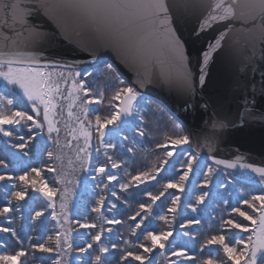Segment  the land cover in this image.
<instances>
[{
	"label": "snow or ice",
	"instance_id": "6c2138e0",
	"mask_svg": "<svg viewBox=\"0 0 264 264\" xmlns=\"http://www.w3.org/2000/svg\"><path fill=\"white\" fill-rule=\"evenodd\" d=\"M192 16L197 19L189 33L194 40L208 31L216 33L214 43L196 58L195 68L182 31ZM55 37L87 53L93 65H103L102 75L113 89L110 95L88 84L93 72L82 75L71 70L75 63L46 56L43 46ZM225 48L231 49L242 75L251 66L236 121L207 102H194L197 87L206 86L213 54ZM101 49L111 55L105 58ZM257 59L264 63V0H0V82L6 88L0 93V136L15 150L12 157H27L34 150L41 157L46 154L38 165L29 166L30 171L25 168L19 174H10L8 156H0V183L11 187L10 196L17 202L13 206L8 199L0 208V233L16 243L13 252H0V264H25L22 258L30 251L48 254L49 264H71L74 229L65 227L70 223L90 237L79 246L88 258L79 264H264V165L247 162L242 154L234 160L214 155L225 129H243L257 121L264 127V109L255 107L256 96L264 97V68ZM117 61L133 74L131 82ZM154 83L175 89L184 98L185 112L201 109L209 130L194 139L169 114L173 131L162 138L154 135L153 117L165 113L145 94ZM18 95L26 106L17 102ZM93 105L108 111L101 113ZM122 124L135 130L131 140L123 136L130 145L127 158L123 151L116 152L111 138ZM65 159L72 172L87 173L93 191L99 190L91 207L95 221L69 219L67 185L73 180L67 179ZM237 169L253 173L260 189L222 195L221 188L233 185L227 170ZM221 172L224 179L218 176ZM44 173L53 174L63 187L50 186ZM29 189L44 201L31 218L40 222L47 213L55 221L53 228L59 229L48 236L52 244H33L30 237L25 241L10 227L14 219L9 214L20 211ZM212 195L222 207L205 222L202 206ZM233 195L235 203L229 199ZM105 234L108 244L102 242ZM213 247L218 249L215 256L202 255Z\"/></svg>",
	"mask_w": 264,
	"mask_h": 264
},
{
	"label": "water",
	"instance_id": "95a60500",
	"mask_svg": "<svg viewBox=\"0 0 264 264\" xmlns=\"http://www.w3.org/2000/svg\"><path fill=\"white\" fill-rule=\"evenodd\" d=\"M5 2H9V0H5ZM196 25V16L189 17L182 25L184 38L188 41L187 49L193 60V68L196 66V58L200 56L202 50H207L210 42L214 43L213 37L216 35L214 31H208L203 33L198 40H194L189 36V33ZM45 27L55 31L50 24H46ZM3 30L8 31L6 27ZM236 47L243 48V45H237ZM42 50L49 59L59 60L67 64L75 63L77 67L71 70L96 66L91 63L87 53L79 51L60 37L53 38L47 45L43 46ZM101 53L105 54V58L111 55L106 49H101ZM116 63L123 77L128 82H131L134 79L133 74L124 68L123 65H119L118 61ZM255 63L258 67L264 68V63L260 62L259 59ZM208 73L206 86L203 89L197 87V95L194 102L197 105L201 101L207 102L210 108L222 110V114L228 115L233 121L238 120L242 110V100L245 96L243 85L252 78L251 66L242 75L231 49L225 48L213 54L208 66ZM144 91L148 97L159 101L167 107L183 123L185 128L194 134V139L209 130L204 127L202 121V117L207 118L206 114L199 108L195 112L191 110L185 112L183 110L184 98L175 89H169L159 83H154ZM255 107L258 110L264 109V97L256 96ZM237 154L244 155L247 158V162L264 165V127L261 126V122L257 121L243 129L239 127L228 128L220 133L218 150L214 155L220 159L234 160ZM208 162L211 163V161ZM234 172L254 175L251 172H244L239 169Z\"/></svg>",
	"mask_w": 264,
	"mask_h": 264
},
{
	"label": "trees",
	"instance_id": "16d2710c",
	"mask_svg": "<svg viewBox=\"0 0 264 264\" xmlns=\"http://www.w3.org/2000/svg\"><path fill=\"white\" fill-rule=\"evenodd\" d=\"M98 69H103V65H99L95 68H88V69H81V70H75L80 71L82 75L85 72H96ZM56 71H68V70H62V69H56ZM93 76H90L88 78H92ZM5 91L0 90V93H3ZM151 99V98H150ZM153 100V99H151ZM156 101V100H153ZM18 102V101H17ZM158 102V101H157ZM19 103V102H18ZM161 104V103H160ZM162 105V104H161ZM21 106H26V103H21ZM155 105H152L154 107ZM162 107L165 109V113L162 114L164 117L168 118L169 114L175 118L174 115L170 113V111L167 110L166 107L162 105ZM161 113L157 112L155 115L159 116ZM176 119V118H175ZM178 120V119H176ZM179 121V120H178ZM153 128V134L157 135L158 138H162L164 131H168V128H163V130H159L157 128V125L153 124L151 125ZM63 135V134H62ZM127 135L129 139L135 137V130L131 126V124H126L125 126H122L118 130H113L111 138L113 139V142L117 144L116 152H124V157L127 158L130 154L125 151L126 147L130 146L129 141L123 140V136ZM4 139L2 136H0V156H8L9 158V171L10 174H19L23 169L28 168L30 171V165H38L40 160L46 159V154L41 157L37 154V152L34 150L30 153V156H22L19 153H16L15 157H12L11 153L15 152L14 149H10L7 145L4 144ZM39 144V141H37ZM121 145L123 147H121ZM75 167V165H74ZM65 170L68 172L67 179L73 180L72 185H67L71 192L69 197V208H70V221L72 220L73 216H76L80 219H84L87 217L90 222L95 221L96 214L91 212V207L94 203V200L97 198L96 192L99 190L97 189L96 192L93 191V184L94 181H92L90 178H88L87 173H81L78 170L76 172H72L70 168L67 167V159H65ZM0 171H4L3 169H0ZM228 179L233 180V185H230L227 189L221 188L219 191L222 195L226 196L228 195L229 191L235 192L236 189H240L241 191H256L260 189V186L254 181L257 179L253 176L243 175L235 172L229 171ZM44 175L49 178L50 186H55L57 188H62L63 186L60 184H56L55 181L52 179L53 174L50 173H44ZM220 179H224L223 173L221 172L218 174ZM19 183V182H17ZM12 191L11 187L0 183V208L5 206L7 204L8 199L12 200L13 206L17 204L16 200L10 196V192ZM211 191L213 194L216 193L217 189L215 186V183L211 186ZM229 199L232 200L233 203H235V195L230 197ZM43 197L38 193H33L31 189H29V197L26 198L25 201L20 202V211L18 213H10L9 215L14 219V223L10 225V227H13L17 230L18 235L24 239L25 241H28L29 237L31 238V243L35 244L37 240L40 242H47L49 244L54 243L53 241H48V236L52 235L54 231H59V229H54L53 225L55 224V221L51 220L50 216H48L47 213H45V217L41 218L40 222H37L33 220L31 217H34L35 210H37L41 203H43ZM56 203H57V211H59V195L56 197ZM206 207L202 206L203 211L201 212V215L204 217V221L206 222L209 215H216L217 212H219L220 208L222 207L221 204L218 203L217 198L215 195H212L209 197L208 201L206 202ZM50 211V210H49ZM190 211V210H189ZM99 223L98 221H96ZM3 218H0V226H3ZM65 227H71L74 230L72 231V238H73V244L74 249L72 251V261L71 264H79L80 260L86 261L88 258L79 252V246L84 245L85 241L90 239L85 233L84 229L78 228L74 223H70L69 225H66ZM241 236H246L247 234H239ZM174 238L175 233H174ZM113 239H119V237L113 236ZM179 243H183L184 241L180 238H176ZM186 239V238H185ZM102 242L105 244L109 243V237L107 234H105V237L102 238ZM0 243H4V247H0V252H13L16 250V243L15 238L10 237L7 234L0 233ZM25 247H27V243L25 244ZM211 253L213 256H215L218 252V249L213 247L210 249H206L205 253L202 255H207L208 253ZM93 256L95 253L92 254ZM219 256L223 257V252L219 251ZM51 257L46 253H41L39 251H30L29 255L25 258H22V260L25 261V264H49V260ZM105 259L111 260L112 256H106ZM226 259V258H225ZM135 264V262H133Z\"/></svg>",
	"mask_w": 264,
	"mask_h": 264
},
{
	"label": "rangeland",
	"instance_id": "374dc122",
	"mask_svg": "<svg viewBox=\"0 0 264 264\" xmlns=\"http://www.w3.org/2000/svg\"><path fill=\"white\" fill-rule=\"evenodd\" d=\"M72 71H75V70H72ZM65 72H67V71H65ZM102 72H103V69L96 70V72H94L93 79L87 77V82L94 89H103V90H105V94L107 96V95H110L112 93L113 89L108 87V84L110 83V81L107 79L106 76L102 75ZM0 90L6 91V88L3 85V82H0ZM17 93H18V90H17ZM18 102L20 104L21 103H24V104L26 103V101H23L22 96H19V95H18ZM92 107L93 108H99V106H95V105H93ZM99 110L101 111V113H107V111H108L106 106L103 107V108H99ZM152 123L157 125V128L159 130H161V131L163 130V128H166V127L168 128L169 133L173 131V129L171 127V122L166 117V115H165V117L162 114H160L159 116L155 115L153 117V122ZM164 132H166V130ZM253 177H255V176H253Z\"/></svg>",
	"mask_w": 264,
	"mask_h": 264
}]
</instances>
